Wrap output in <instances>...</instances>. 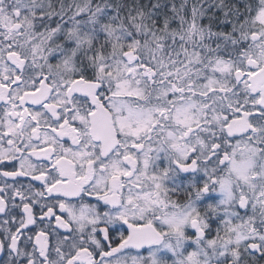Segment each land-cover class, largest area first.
<instances>
[{"label": "snow or ice", "instance_id": "obj_1", "mask_svg": "<svg viewBox=\"0 0 264 264\" xmlns=\"http://www.w3.org/2000/svg\"><path fill=\"white\" fill-rule=\"evenodd\" d=\"M0 264H264V0H0Z\"/></svg>", "mask_w": 264, "mask_h": 264}]
</instances>
